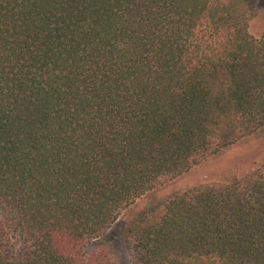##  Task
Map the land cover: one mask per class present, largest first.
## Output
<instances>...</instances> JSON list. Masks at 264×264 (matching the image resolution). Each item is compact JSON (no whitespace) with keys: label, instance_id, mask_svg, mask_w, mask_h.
Segmentation results:
<instances>
[{"label":"trees","instance_id":"obj_1","mask_svg":"<svg viewBox=\"0 0 264 264\" xmlns=\"http://www.w3.org/2000/svg\"><path fill=\"white\" fill-rule=\"evenodd\" d=\"M257 0H0V264H116L162 178L264 130ZM131 264H264V167L176 193Z\"/></svg>","mask_w":264,"mask_h":264},{"label":"rangeland","instance_id":"obj_2","mask_svg":"<svg viewBox=\"0 0 264 264\" xmlns=\"http://www.w3.org/2000/svg\"><path fill=\"white\" fill-rule=\"evenodd\" d=\"M248 33L258 39L264 33V0H257L248 20ZM264 167V130H259L217 153L199 160L183 174L162 178L157 185L123 209L104 234L106 247L116 264H131L124 246L127 228L147 210L158 207L176 193L194 187L229 183L235 178Z\"/></svg>","mask_w":264,"mask_h":264}]
</instances>
